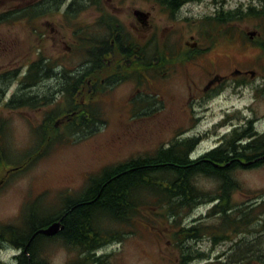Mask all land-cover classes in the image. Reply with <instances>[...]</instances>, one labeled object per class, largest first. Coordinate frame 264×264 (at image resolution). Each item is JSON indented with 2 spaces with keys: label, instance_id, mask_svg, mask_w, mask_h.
<instances>
[{
  "label": "rangeland",
  "instance_id": "1",
  "mask_svg": "<svg viewBox=\"0 0 264 264\" xmlns=\"http://www.w3.org/2000/svg\"><path fill=\"white\" fill-rule=\"evenodd\" d=\"M41 1L46 2L0 0V15L4 14L0 19V119L5 121V131L11 132L12 146L19 152L35 149L43 132L49 131L35 129L43 124L46 113L66 108L60 103L57 106L62 98L57 94L58 77L55 78L53 74L46 81L37 83L47 95L50 91H56V94L52 93L53 99L48 102L47 108H5L4 104L12 96L11 93L20 86L26 66L37 58V52L63 62L73 71L82 69L87 35L98 36L100 27H104L100 25L101 21L106 20V16L101 17L104 9L106 14L117 19L131 42L144 46L147 39V30L140 29V26L135 28L137 24L132 14L134 10H146V0H100L99 5L103 6V11L91 7L80 14H73V18L64 17L66 3H63L54 13L33 23H8L7 20H11L18 9ZM203 2L207 3V7L202 9L203 14H212L216 10L212 0ZM226 6L234 10V22L215 28L214 31L210 30L211 23L208 22L198 27L190 21L176 31L158 27V45L166 42L170 49L179 50L185 40H190L189 35H195L199 50L205 53L199 62L201 66H174L168 74H160L151 88L137 70L133 71L131 79L116 81L110 78L116 66L121 63L116 53L112 52L114 55L100 66L99 70L102 71L99 73L102 74L98 73L97 79L104 80L108 89L91 106L94 110L103 112V121H93V125L67 136L64 132L70 130H64V127L77 125L73 124V120H65L64 115L62 119L55 121L56 128L51 130L62 136L60 141L56 140L43 150L45 155L40 160L33 162L28 169L11 180L7 179V173L0 175V225H19L18 218L22 208L25 211V222L49 220L62 211L68 201L86 191L84 189L87 187L88 177L99 174L106 166L153 153L159 147H167L175 138L183 140L197 136L198 143L190 155L197 158L217 146L222 136L237 125L245 127L250 121L253 130L264 131V96L258 83L251 82L238 89L230 83L217 100L207 99L202 93L211 76L217 71H227L229 64L224 59L225 56L234 61L236 68L264 73V52L257 47L258 42H263L264 20L241 15L249 6L258 10L261 3L259 0H227ZM220 31L223 32L221 35ZM248 32L257 34L251 44L247 43ZM260 47L264 49V46ZM36 90L37 87L32 91L35 93ZM148 92L154 98L153 106H149L150 111L146 103ZM20 93L21 90H17L16 97ZM26 93L30 95L29 92ZM39 94L42 95V91ZM135 98L138 99L137 109H131L132 106L127 109L126 106ZM226 114L231 117L228 125L216 132L215 123L223 120ZM63 121L65 125L62 124ZM17 156L20 157L21 154L18 153ZM237 178L244 193L248 192L250 196L257 193L264 195V166L239 171ZM205 185L207 189L213 188L210 181H205ZM244 193L235 192L233 198L236 205L251 203L248 197L242 196ZM210 206L197 205L185 217V224L192 223L199 216L205 218ZM206 221L208 220H203ZM143 223L147 228H142V233L134 224L130 228L134 234H127L124 240L107 244L96 256L110 254L114 264H182L178 258L179 252L171 245L169 233L160 227H150L145 219ZM240 237L250 243L255 238L248 235ZM187 245L192 250L208 254V260L198 258L184 264H232L230 260L238 256L235 254L237 247L234 246V241L212 245L210 240L203 239L188 242ZM17 253L10 244L0 241V264H14ZM47 255L50 264H67L76 260L80 254L75 247L68 248L56 241Z\"/></svg>",
  "mask_w": 264,
  "mask_h": 264
},
{
  "label": "trees",
  "instance_id": "2",
  "mask_svg": "<svg viewBox=\"0 0 264 264\" xmlns=\"http://www.w3.org/2000/svg\"><path fill=\"white\" fill-rule=\"evenodd\" d=\"M67 1L46 0L45 3L41 1L20 8L7 21L33 23L54 13ZM259 2L261 8L254 10L253 6H249L241 15L264 20V0ZM99 3L100 0H71L63 15L73 18V14H80L88 7H97L103 11L104 8ZM105 16L106 37L99 39L92 36L89 42L86 41L88 49L85 46L86 54L81 63V66H85L89 62L90 74L97 79L103 63L101 57L105 55L110 58L109 51L118 53V47L124 43L119 39L122 28L117 19L106 14L104 9L101 17ZM3 17L4 14H1L0 19ZM222 25L227 23L219 21L209 24V27L214 31ZM222 33L220 31L219 35ZM111 41H114L112 47ZM38 53L37 58L29 62L25 72L23 71L20 89L46 81L54 75L59 82L57 94L62 98L57 106L60 103L66 108L46 113L43 124L36 129H55L60 117L65 115L67 120L74 111L76 112L72 116L79 114L80 117L73 119V124L77 126L67 123L69 126L64 127V130H70L64 132L67 136L93 125V121L84 118L77 97L84 78L90 75L88 70L83 67L73 71L63 62ZM48 102L45 99L35 100V97L22 92L15 100L4 105L9 110L24 106L47 108ZM4 122L0 119V175L7 173L9 180L40 160L45 155L43 150L62 137L57 132H43L35 149L19 152L12 146L11 132L5 131L7 126H4ZM62 124L65 125L64 121ZM197 143V137L183 140L175 138L167 147H159L153 153L106 166L99 174L88 177V184L84 189L86 191L68 201L59 212L64 227L55 237L34 235V232L56 220V215L46 221L28 223L25 222V211L22 208L18 218L19 225H0V241H5L18 251L14 256V264H50L47 252L57 240L65 247H75L80 254L76 260L67 264H114L110 254L96 256L97 252L111 242L124 240L127 234H134L130 230L134 224L142 233L141 229L147 228L143 223L145 219L150 227H160L169 233L171 245L179 252L178 258L182 264L198 258L208 260V254L192 250L187 245L188 242L203 239L210 240L212 245L234 241V246L239 248L235 253L237 258L230 260L232 264H264V240L259 237L264 232V195L257 193L250 196L248 192L244 193L237 178L239 171L264 166V132H228L222 136L217 146L190 159V153ZM18 153L21 154L20 157L17 156ZM205 181L212 182L213 188L207 189ZM235 192L244 193L242 196L248 197L251 203H242L244 207H241L242 204L236 205L233 198ZM199 204L211 205L206 217L199 216L189 225L184 224L185 217ZM205 219L208 221L203 222ZM125 228L128 230L125 231ZM250 232L257 233L253 242L257 240L261 243L252 246V243H246L245 238L240 237ZM72 238L79 240L73 242ZM248 251L251 256L245 255Z\"/></svg>",
  "mask_w": 264,
  "mask_h": 264
},
{
  "label": "flooded vegetation",
  "instance_id": "3",
  "mask_svg": "<svg viewBox=\"0 0 264 264\" xmlns=\"http://www.w3.org/2000/svg\"><path fill=\"white\" fill-rule=\"evenodd\" d=\"M213 5L216 6V10L212 14H203L202 9L207 7V3L204 4L203 0H146V10H134L132 12L138 29V26L142 27L140 29L147 30V39L146 45L139 46L130 41V37L121 29V40L124 41L123 45L118 47V53L115 55L118 56L119 61H121L120 65L116 66L113 74L110 78L119 81L121 79H131L133 78V71L141 73V76L146 80L148 86L153 87L156 80H158V76L160 74H168L169 70L177 65H186V64H199L200 59L202 58L203 50H199L198 45L199 42L195 41V35H189L190 40H185L181 49L172 50L167 47L166 42H162V44L158 45L156 43V36L158 32V27L162 26L163 28H167L170 30H178L181 26L187 24L192 21L194 25L201 27L203 24L213 23V22H226L231 25L234 22L235 12L233 9H230L226 6L227 0H212ZM88 7L87 9H90ZM138 11V12H137ZM137 13V16L135 15ZM233 21V22H232ZM101 23V22H100ZM100 25L104 27H100L98 31L99 39L106 37V25L102 22ZM233 34H230L232 36ZM257 36V35H256ZM255 36V37H256ZM232 38H234L232 36ZM91 40V35L88 34L86 41ZM254 37L248 39L247 43H253ZM258 48L264 52V49L260 46H264L263 42H258ZM114 45V41H111V47ZM112 55V52L109 51ZM114 55V54H113ZM112 55V56H113ZM111 57V56H110ZM107 57L103 55L101 57V61L104 63ZM227 60L229 67L227 71L223 73H219L218 71L211 76L205 86L202 89V93L207 96V99L217 100L221 97L223 91L231 84L236 87V89L241 88L251 82L258 83V88L261 89V92L264 96V73H261L257 70L250 69H240L236 68L234 65V61L225 56L224 58ZM171 63V64H170ZM139 66L138 68H135ZM84 68L88 70V74H90V63L88 62ZM102 70H99V72ZM215 72V71H214ZM77 73V72H75ZM102 74V73H99ZM258 81L256 82L255 80ZM39 84V83H38ZM38 84L30 86L29 89L24 90V92H29L30 96L35 97V100H49L53 99L52 93L55 91H50L49 95L45 93L42 87H39ZM107 85L104 80L97 81V77L93 75H88L84 78V81L81 85V89L77 91V97L81 104L82 113L84 114V118L91 121H103V112L99 110H94L91 106L93 102H96L101 98V95L105 93ZM35 87H37L36 92ZM17 88L15 92H12L10 96V100L14 99L15 93L17 92ZM34 90V91H32ZM51 90V88H50ZM42 91V95L39 94ZM152 92H154L152 90ZM147 106L148 111L151 108L149 106H153L154 98L150 92L147 94ZM48 100V101H47ZM45 102V101H44ZM138 99L135 98L131 101L129 106L126 108H132L133 110L137 109ZM78 109V107H76ZM76 111L70 114V117L67 120H73L74 118H79V114H76L75 117L72 114H75ZM227 113V112H225ZM231 117L228 115L223 116V120H220L215 123L214 128L216 132H219L222 128H225L228 125ZM251 122L248 121L247 125L240 126L237 125L236 128H232L228 132H264V131H256L252 128ZM42 130V129H41ZM45 132H55V131H45Z\"/></svg>",
  "mask_w": 264,
  "mask_h": 264
},
{
  "label": "water",
  "instance_id": "4",
  "mask_svg": "<svg viewBox=\"0 0 264 264\" xmlns=\"http://www.w3.org/2000/svg\"><path fill=\"white\" fill-rule=\"evenodd\" d=\"M138 12V11H137ZM137 16V13L135 12ZM255 33L250 32L249 35L252 37ZM63 230V225L59 221L52 222L48 224L46 227L37 230L36 234L44 235V236H54L60 233Z\"/></svg>",
  "mask_w": 264,
  "mask_h": 264
},
{
  "label": "bare ground",
  "instance_id": "5",
  "mask_svg": "<svg viewBox=\"0 0 264 264\" xmlns=\"http://www.w3.org/2000/svg\"><path fill=\"white\" fill-rule=\"evenodd\" d=\"M56 217H57L56 220H53V221H51V222L45 224L44 226L38 228L37 230H39V229H41V228H44V227H46L48 224H50V223H52V222H55V221H59V222L63 225V227H64L63 220H62V215H60L59 212H58V213L56 214ZM60 217H61V218H60ZM182 224H183V223H182ZM184 224H185V222H184ZM187 224L189 225L190 223H187ZM36 232H37V231L34 232V235H38V234H36ZM263 234H264V232L259 236V237H261V239H263ZM39 235H40V234H39ZM247 235H248V237H253V236H256L257 233H255V232H250V233H248ZM43 236H44V235H43ZM33 237H34V236H33ZM33 237H32V238H33ZM44 237H48V236H44ZM50 237H54V236H50ZM259 239H260V238H259ZM31 240H32V239H31ZM71 240H72L73 242H77V241L79 240V238H72ZM263 240H264V239H263ZM57 241H59V240H57ZM253 241H254V240H252V246H255V245L261 243V242H259V241H257V240H255V242H253ZM246 243L251 244L249 241H247ZM30 245H32V243H30ZM238 248H239V247H237V250H238ZM237 254H238V253H237ZM245 255H247V256H251V254L249 253V251H248V253H245Z\"/></svg>",
  "mask_w": 264,
  "mask_h": 264
}]
</instances>
